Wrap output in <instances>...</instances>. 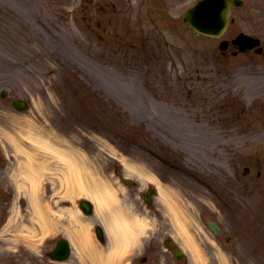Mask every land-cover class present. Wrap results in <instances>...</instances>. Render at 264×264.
<instances>
[{"label":"rangeland","instance_id":"374dc122","mask_svg":"<svg viewBox=\"0 0 264 264\" xmlns=\"http://www.w3.org/2000/svg\"><path fill=\"white\" fill-rule=\"evenodd\" d=\"M193 1L163 4L159 0H119L117 9H133L141 19L143 32L133 38L135 30L132 32L130 19L125 22L121 15L118 21V13H112L104 0H94L97 12L91 25L86 21L90 12L84 0H0V89L8 92L6 98L0 97V193L7 195L13 190L14 174L18 173L21 157L11 144L15 133H49L82 147L86 152L85 167L93 177L111 183L121 202L140 201L137 195L145 184L139 180L129 186L120 183L116 175L123 171L116 156L165 180H161V187L166 195L157 193L153 201L166 215L140 209L151 229L149 236L141 239H148L144 264H264V48L261 55L250 51L237 55L230 50L221 52L218 40L196 35L182 21L181 13ZM244 1L243 6L232 9V20L223 37L243 31L264 42V0ZM102 6L110 15H100ZM108 17H112V23L107 22ZM101 18L106 21L103 28L115 31L109 26L120 27L122 41H140L141 50L147 54L140 52L139 63L134 64L131 55L123 59L109 57L104 39L91 33H96L95 24ZM103 28L99 33L105 36ZM88 54L114 68L101 71L102 75L112 72L111 77L96 74L95 81ZM71 66L130 115V122L110 116L106 126L132 133L131 122L141 123L144 128L128 135L139 139L147 135L152 141L158 140L154 145L163 151H181L188 171L174 172L126 141L112 142L105 136L108 132L103 133L101 114L95 115V106L86 113L87 106L82 111V104H76L80 116L68 117L77 88L75 82H64L76 71ZM124 84L127 88L122 87ZM119 93L130 96L128 106L117 102ZM12 96L27 98L29 108L15 111L9 104ZM27 144L23 137L21 148ZM245 166L249 172H244ZM189 170L196 176L192 178ZM47 174L50 181L47 178L44 186L49 204L50 199L57 198L60 176L54 171ZM26 199L28 196L18 191L9 213L16 223L30 227ZM174 217L187 220L184 241L189 239L185 244L196 251H188L187 258L178 262L163 246L168 233L181 235L177 231L180 221L175 223ZM88 219L98 220L95 215ZM208 220L219 224L217 235L206 225ZM3 230L0 262L7 263L10 255L20 256L12 260L15 264L37 261L41 242L37 230L25 229L30 237ZM183 242L179 238L181 245ZM12 245L15 249L11 253ZM18 245L25 247L23 254L16 250ZM99 246L103 249L106 244ZM75 254L68 262L78 264ZM79 259L81 264H87L81 256ZM135 264H139L137 258Z\"/></svg>","mask_w":264,"mask_h":264},{"label":"bare ground","instance_id":"6f19581e","mask_svg":"<svg viewBox=\"0 0 264 264\" xmlns=\"http://www.w3.org/2000/svg\"><path fill=\"white\" fill-rule=\"evenodd\" d=\"M20 132L25 134L24 131ZM25 136L31 141L30 150L39 151L41 153L35 156V153L32 151H27L25 149L22 151L21 148L17 149L20 156L21 154H23V157L25 156V160L24 162H19L18 166L21 168L18 169L19 175L16 181L20 188L22 187L24 190L25 188L30 190L29 195L31 201L35 203V207H38L39 216L43 219L45 218V208H43L41 203H38L37 201L38 197L35 192L37 185L47 171H59L61 185L66 184L67 189H70V195L84 194L96 202V205H98L99 216L106 224L107 230L111 235V243L113 240L115 241L110 245V252L108 254L103 256L102 251L99 250V252L94 254L95 259H99L100 262L103 261V264H109L112 258L115 257L116 253L124 248L126 244L129 245L136 242L137 227L138 225L140 226V224H138V222L136 224V221L131 217L129 218L133 221L129 220L128 217L123 214L119 205L116 203L117 198L113 187H111L106 181H95V179H88L86 181L87 170L84 166L83 153L66 142L54 139L53 136H45L36 133L25 134ZM19 138L20 137L16 138V143ZM36 157H38V160ZM121 161L124 162L123 160ZM37 215L38 213L34 211L32 218H36ZM31 229L35 228L31 227ZM71 235L74 236L75 232L71 233ZM79 235L82 239V242L79 243L82 246H85L87 241L86 237H89L88 227H86L85 231L79 232ZM76 237L78 238V236ZM77 245H79L78 242Z\"/></svg>","mask_w":264,"mask_h":264},{"label":"water","instance_id":"95a60500","mask_svg":"<svg viewBox=\"0 0 264 264\" xmlns=\"http://www.w3.org/2000/svg\"><path fill=\"white\" fill-rule=\"evenodd\" d=\"M225 1V3H226V8L225 9H223V11H222V19L224 20V22L226 21V18H227V10L229 9V6H230V4H232V3H236V0H224ZM216 2L219 4V5H221V6H223V4H222V0H216ZM205 2H202L201 4H204ZM197 8V7H196ZM195 8V9H196ZM197 11V9L195 10V12ZM186 17V19H188V16H185Z\"/></svg>","mask_w":264,"mask_h":264}]
</instances>
